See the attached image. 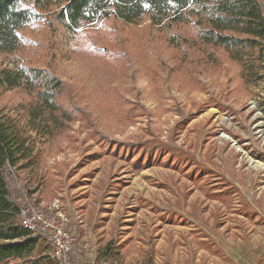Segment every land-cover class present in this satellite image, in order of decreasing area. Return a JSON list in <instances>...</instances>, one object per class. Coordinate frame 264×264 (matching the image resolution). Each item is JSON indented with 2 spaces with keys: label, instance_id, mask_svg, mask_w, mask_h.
<instances>
[{
  "label": "rangeland",
  "instance_id": "rangeland-1",
  "mask_svg": "<svg viewBox=\"0 0 264 264\" xmlns=\"http://www.w3.org/2000/svg\"><path fill=\"white\" fill-rule=\"evenodd\" d=\"M196 33L147 17L41 22L0 53V70L49 69L76 112L10 177L20 204L64 213L83 252L56 260L46 240L42 264H264V82ZM30 100L0 87V112L21 123Z\"/></svg>",
  "mask_w": 264,
  "mask_h": 264
},
{
  "label": "trees",
  "instance_id": "trees-1",
  "mask_svg": "<svg viewBox=\"0 0 264 264\" xmlns=\"http://www.w3.org/2000/svg\"><path fill=\"white\" fill-rule=\"evenodd\" d=\"M114 17L156 25L193 22L195 43L221 48L240 67L246 83L264 82V5L260 0H0V53L15 55L24 45L22 31L41 22L74 31L85 23ZM0 87L21 88L31 97L25 123L0 112V264H42L43 236L25 228L20 203L10 189L16 170L38 166V137L52 136L76 112L61 96L65 84L47 68L16 64L0 70ZM110 244H106L107 250ZM75 250L69 258L76 261Z\"/></svg>",
  "mask_w": 264,
  "mask_h": 264
},
{
  "label": "built area",
  "instance_id": "built-area-1",
  "mask_svg": "<svg viewBox=\"0 0 264 264\" xmlns=\"http://www.w3.org/2000/svg\"><path fill=\"white\" fill-rule=\"evenodd\" d=\"M21 224L33 234L41 235L51 244L50 256L62 260L75 247L78 241L66 229V217L62 211L47 214L29 201H22L19 209Z\"/></svg>",
  "mask_w": 264,
  "mask_h": 264
}]
</instances>
